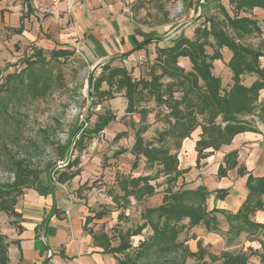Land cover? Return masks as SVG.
<instances>
[{"label": "trees", "instance_id": "1", "mask_svg": "<svg viewBox=\"0 0 264 264\" xmlns=\"http://www.w3.org/2000/svg\"><path fill=\"white\" fill-rule=\"evenodd\" d=\"M210 1L215 2L217 12L206 16L205 22L208 25L197 27L192 38L187 37L184 29H181L168 45L159 46L157 43L160 37L149 34L130 51L103 62L98 76L91 82V97L97 103L122 94L126 101L125 113L138 114L137 122L130 118L124 125L133 132L131 169H136L141 162L145 174H117L115 183L120 193H113L112 202L115 206H119L120 202L129 204L130 198L140 202L157 193L158 185L151 182L163 177L165 183L160 204L146 207L140 217L142 223L134 229L129 227L125 231L117 230L116 244L112 243L107 232L93 231L86 227L94 219L104 218L108 210L102 208L85 218L83 230L88 232L94 246L100 248L101 253L115 259V264H250L252 255L260 264H264V221L251 219L263 207L264 176L255 177L247 173L244 167H237V175H246L247 195L234 213L207 208L210 195H214L216 200H222L228 193L227 189L208 191L204 185L194 189L184 188L183 180L181 186L176 188L179 178H183V174L188 171L178 167V150L184 139L190 138L198 130L193 149L196 153L195 165L199 167L200 160L220 150L222 146L229 145L234 136L247 131L257 132L255 122H264V96H260L264 90V64L260 63L264 40H260L256 46L245 43L247 38L262 33L252 12L259 8L264 13V0H229L230 12L221 0ZM206 3V0L198 2L197 8H203ZM199 16L202 17L203 13ZM21 29L22 25L17 32ZM151 43H155V57L149 66L148 77L135 79L123 61L132 52L144 49ZM207 46L212 50L210 54L206 51ZM222 48L231 52L226 62L231 72V84L227 89L223 88L220 77L212 73L213 62L222 59ZM70 53L64 45L58 44V48L49 51L48 60L67 58ZM179 58L188 59V71L179 65ZM115 59L119 62L115 63ZM47 62L44 51L35 47L32 55L25 58L24 67L6 76L4 83L0 84V92L7 89L8 84L11 92L21 88L34 98L45 96L53 85L52 75L45 67ZM248 75L254 79L244 83V77ZM103 84L106 85L105 89ZM146 100H153L155 106L164 108L167 124L164 129L156 132L153 140L148 141L143 135L149 127L146 122L149 111L139 106ZM115 120L116 115L107 110L97 115L90 127L84 124L78 126L60 146L58 160L64 163L63 166L59 167L57 162H53L44 169H34L24 159H13V179L0 183V211L7 217L19 219L21 214L15 208L18 198L25 189H35L42 175H45L47 181L45 194H53L54 185H63L79 175V157H72V151L75 148L81 149L87 137L98 135ZM125 134V131L118 132L114 138L118 139ZM169 141H172V147L168 145ZM122 152L120 150L117 153ZM236 166L237 151H229L223 157V164L218 166L216 176L226 177L227 172ZM217 213L227 224L225 248L212 252L198 239L196 250L192 251L187 241L196 238V235L184 238H180V235L198 225H202L206 232L216 233L219 230ZM60 214L55 202L52 203L50 211L35 227V231L41 227L46 228L50 217ZM120 216H123L122 212ZM16 228L18 232L22 230L18 223ZM145 228L150 233L142 238L139 235ZM242 234L247 242H259L260 250L251 246L246 251L228 249ZM136 237L138 244L134 245ZM10 244L19 248L18 241H8L0 229V264H9ZM47 249L44 243L42 250ZM47 260L45 258L42 264Z\"/></svg>", "mask_w": 264, "mask_h": 264}, {"label": "rangeland", "instance_id": "2", "mask_svg": "<svg viewBox=\"0 0 264 264\" xmlns=\"http://www.w3.org/2000/svg\"><path fill=\"white\" fill-rule=\"evenodd\" d=\"M202 1L134 0L132 5L128 4L130 7L127 5L126 7L130 13L127 14L141 24L144 33L159 36V43L163 46L169 44L176 34L175 31L179 29H184L187 37L192 38L195 29L206 24V16L217 12L215 2L210 0H206L208 3L204 4L203 8H197V3ZM228 1L221 0V3L230 12L231 7ZM25 2L26 0H0V5H3L6 10H8L7 7H11L13 10L10 12L17 10L23 14ZM200 13H203L202 17L199 16ZM252 15L258 20L263 31L261 35L247 38L245 43L256 46L260 44V40H264V23H262L264 14L261 10H253ZM45 16L41 18L44 19ZM220 18L222 19V16ZM6 24L9 26L0 25V84L4 83L7 75L17 73L22 69L25 58L32 55V48L36 45V41H33L31 36L36 33L38 29L36 25L39 23L36 24L34 20L30 21V17L25 19V32L21 35L14 34L10 30L14 24L10 20ZM41 45L43 46L42 43ZM152 46L151 52L153 51ZM147 47L144 48L145 52L135 54L126 63L131 76L135 79L148 77V69L154 56L150 55ZM42 48L48 61L45 67L53 79V85L47 94L43 97L34 98L26 94L21 88L11 92L8 84H6L7 89L0 92V183L13 179L11 162L15 158L24 159L26 164L34 169H44L46 165L53 162H57L59 167L63 166L64 163L59 164L61 161L58 160V153L60 146L66 142L69 135L81 124L90 127L97 115L107 110L112 111L116 115L115 122L110 123L98 135L87 137L81 149L75 148L72 151V157H79L77 167L80 172L71 181L59 185V194L66 198L65 204L67 206L74 204L85 206L87 208L86 215L102 208L108 210L104 218L93 220L88 224V227L107 232L111 236L112 243L116 244L117 230L125 231L129 227L134 229L137 224L142 223L140 217L144 209L160 203L161 192L165 188L164 178L158 177L151 182L158 185L157 194L154 196L140 202L130 198L129 204L120 202L119 206H115L111 196L113 193H120L115 183V176L121 173L132 176L145 174L141 162L136 169H131L133 157L130 154V148L133 143V132L132 129L124 125V122L130 118L137 122L138 114L125 113L126 101L122 94H116L113 99L98 103L95 98L91 97V82L98 76L101 67L94 68V66L100 62L84 55L72 46L65 47L71 51L67 58L48 60L50 49L45 48V46ZM206 51L209 54L212 52L209 46L206 47ZM220 52L222 59L213 62L212 73L220 77L223 88L227 89L231 84V72L226 67V62L231 52L226 48H222ZM260 63L264 64V48ZM179 65L187 71L190 69L187 58L179 59ZM253 79V76L248 75L244 77L243 82L250 83ZM102 86L104 89L106 88L105 84ZM260 96H264V91L260 93ZM139 106H143L149 111L146 120L149 127L143 136L147 141L153 140L156 132L164 129L167 125L166 112L163 107L155 106L153 100L142 101ZM121 131H125L126 134L115 139V134ZM197 132L198 130L190 138L183 140L178 150L179 167L189 168L191 171L184 173L183 177H185L186 182L183 183L191 187L196 185L195 169L197 168L194 165L190 148ZM171 142H168L170 147H172ZM120 150L124 152L117 153ZM181 183V179H179L176 188L180 187ZM59 206L61 207V205ZM15 208L18 209L19 205L16 204ZM121 212L123 216L118 217ZM219 217L223 227L219 223V230L208 236L209 240L202 237L207 234L203 226L197 228V234H195L196 237H201L199 239L202 244L212 252H218L225 248L224 238L227 224L220 215ZM19 222L20 219L7 217L0 211V229L8 240L10 237H14L12 229L17 230L16 224ZM149 233V229L145 228L139 236L144 238ZM190 233L191 229L188 233H182L180 238L193 234ZM131 239L133 240V238ZM197 240L196 238L188 240L194 250ZM248 246L250 244L245 239V235L242 234L228 249L246 251ZM249 262L250 264H260L255 255L250 257ZM188 263H191V260H188ZM10 264H15L14 260L11 259Z\"/></svg>", "mask_w": 264, "mask_h": 264}, {"label": "crops", "instance_id": "3", "mask_svg": "<svg viewBox=\"0 0 264 264\" xmlns=\"http://www.w3.org/2000/svg\"><path fill=\"white\" fill-rule=\"evenodd\" d=\"M133 1L26 0L23 14L17 10L10 12L13 10L11 7H7L8 10H6L3 5H0V25L9 26L6 23L10 20L14 23L10 30L14 34L21 35L25 32L24 20L30 17V21L34 20L36 24L39 23L36 25L38 31L35 29L36 33L30 35L33 41H36L32 51L35 47L43 50V46L52 50L58 48V44L65 43L64 47L76 48L78 46V51L103 63L111 57L130 51L139 44L142 38L147 36L141 24L128 15L130 13L126 5L130 7L128 4L132 5ZM255 10L260 9L255 8ZM44 15H46L44 19L41 18ZM20 25H22V29L17 32ZM180 30L175 32L178 33ZM149 45L147 49L150 55L155 57V43ZM151 45L154 46H152V52ZM142 52L145 50L132 52L123 62L127 63L135 54ZM118 61L115 59L114 62L117 63ZM255 125L257 132L247 131L237 134L229 145L222 146L220 150L200 160L199 167L195 165L196 153L193 149L198 132L193 141L191 140L190 152L197 168L195 169L196 185L193 187L184 185L186 179L183 177L179 178L181 182L182 180L184 182L183 187L194 189L199 185H204L208 191L216 189H227L228 191L222 200H216L214 195H210L207 200L208 210L216 208L234 213L241 206L247 195L246 175H237V167H244L247 173H251L255 177L264 176V122L256 121ZM232 150L237 151V166L229 170L226 177L218 178L216 176L217 168L223 164L224 155ZM179 169H188L187 172H191L189 168L179 167ZM54 187L53 194H45L47 181L45 175H42L37 181L35 189L30 188L23 191L20 200L17 202L19 208L16 209L21 214L18 224L22 230L18 232V229H12L14 237H10L8 240L18 241L19 248L10 244L8 248L9 264L11 259L14 260L15 264L28 262L42 264L45 258L48 260L44 264H115V259L109 254L101 253V249L94 246L88 232L83 230L84 220L89 216L86 215L87 208L76 204L67 206L65 204L66 198L59 194L60 186L56 184ZM54 202L56 209L61 213L60 216L52 215L46 228L41 227L35 231V227L48 214ZM262 202V210L256 211L251 216L253 221H264V196H262ZM219 215V213L216 215L218 223L221 221ZM220 224H218V228ZM201 226L193 227L191 233L197 234V228ZM88 228L99 231L92 227ZM44 229L45 236H43ZM206 233L202 236L205 240H209L208 236L214 234L212 232ZM199 238L201 237H196V239ZM44 243L48 246L47 250H42ZM187 243L192 251L196 250L192 249L189 241ZM249 244L255 250L260 249V244L257 241L249 242ZM15 255L16 258H14Z\"/></svg>", "mask_w": 264, "mask_h": 264}, {"label": "built area", "instance_id": "4", "mask_svg": "<svg viewBox=\"0 0 264 264\" xmlns=\"http://www.w3.org/2000/svg\"><path fill=\"white\" fill-rule=\"evenodd\" d=\"M77 48H78V46H76V50H77ZM78 51V50H77ZM60 165H62L63 163H62V161H61V163H59ZM133 244L134 245H137L138 244V239L137 238H135L134 240H133Z\"/></svg>", "mask_w": 264, "mask_h": 264}, {"label": "water", "instance_id": "5", "mask_svg": "<svg viewBox=\"0 0 264 264\" xmlns=\"http://www.w3.org/2000/svg\"><path fill=\"white\" fill-rule=\"evenodd\" d=\"M103 63H97L94 68H99ZM90 81H91V77H90Z\"/></svg>", "mask_w": 264, "mask_h": 264}]
</instances>
